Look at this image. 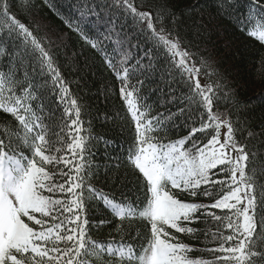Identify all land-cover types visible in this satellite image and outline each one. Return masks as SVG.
I'll return each instance as SVG.
<instances>
[{"label":"snow or ice","instance_id":"snow-or-ice-1","mask_svg":"<svg viewBox=\"0 0 264 264\" xmlns=\"http://www.w3.org/2000/svg\"><path fill=\"white\" fill-rule=\"evenodd\" d=\"M48 4L0 0V264H264V96L239 98L213 41L264 46V0H74L99 63Z\"/></svg>","mask_w":264,"mask_h":264},{"label":"trees","instance_id":"trees-1","mask_svg":"<svg viewBox=\"0 0 264 264\" xmlns=\"http://www.w3.org/2000/svg\"><path fill=\"white\" fill-rule=\"evenodd\" d=\"M183 2L184 0H176V7H182ZM73 3L74 0H49V4L41 8V15L53 28L67 36V43L69 45L68 51L70 53L72 51L77 53L83 52L81 60H83L84 56H87L90 60L99 63V54H96L93 50L84 46V42L80 37L64 24L63 17H68L75 12V8L72 6ZM57 12L60 13L59 16ZM213 41L216 47L214 55L221 71L226 70L231 81L240 87L239 98L241 100L250 99L252 102L250 106L258 109L260 98L264 96V81L258 76L259 73L264 72V65L261 63L264 61V46H261L253 39H249L244 33L232 27H228L227 31L218 40L214 36ZM60 53L63 59V50H60ZM201 80L203 83V77H201ZM114 103L118 102H110L108 104L109 110L113 109ZM101 106L103 107V105ZM94 126L97 133H103L106 136L114 138L115 144L113 148L118 152L127 147L126 133L122 134L119 129H114L111 124L102 127L99 122H96ZM109 152H111V149H109ZM106 155H108V153H105L104 146L101 144L99 152L97 153V159L101 163H104ZM200 227L203 228L204 225L201 224ZM109 233L110 229L108 227H104L101 230L93 229L92 231L93 237L100 241H108L110 239ZM111 238L119 241L120 234L111 232ZM182 239H184L185 243L201 247V245L195 241L183 237ZM191 255H203L206 258L209 256L208 253L200 252H195Z\"/></svg>","mask_w":264,"mask_h":264}]
</instances>
